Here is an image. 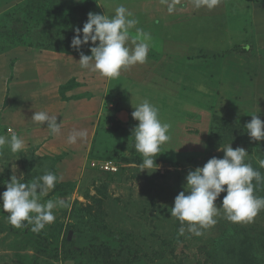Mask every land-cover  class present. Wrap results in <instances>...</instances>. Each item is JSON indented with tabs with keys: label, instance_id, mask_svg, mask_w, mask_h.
I'll return each instance as SVG.
<instances>
[{
	"label": "rangeland",
	"instance_id": "obj_1",
	"mask_svg": "<svg viewBox=\"0 0 264 264\" xmlns=\"http://www.w3.org/2000/svg\"><path fill=\"white\" fill-rule=\"evenodd\" d=\"M85 1L109 16L125 6L151 35L147 62L118 78L81 69L71 41L84 23L68 5ZM144 100L171 125L157 170L141 171L134 147L132 112ZM35 111L57 116L61 133L31 121ZM252 115L264 121V0H0V135L25 144L0 153V194L13 174L28 183L49 171L63 180L44 199L66 201L38 233L0 209V264H264V210L242 223L221 211L201 236L181 235L170 216L188 172L223 158L220 147H243L264 175V141L245 128ZM74 130L87 135L70 145ZM105 162L117 173H105ZM255 195L264 197V182ZM94 246L102 258L89 255Z\"/></svg>",
	"mask_w": 264,
	"mask_h": 264
},
{
	"label": "clouds",
	"instance_id": "obj_2",
	"mask_svg": "<svg viewBox=\"0 0 264 264\" xmlns=\"http://www.w3.org/2000/svg\"><path fill=\"white\" fill-rule=\"evenodd\" d=\"M194 2L196 7L202 4L211 7L215 0ZM137 24L138 21L123 5L118 6L112 16L90 12L83 28L75 29L76 34L71 41V47L80 55L79 62L76 63L81 69L98 73L105 78H118L122 70L146 63L151 35L136 28ZM133 28L135 35L130 33ZM90 42L91 55H85L81 48ZM129 42L132 46H129ZM199 91L207 90L201 85ZM134 109L132 118L139 122L132 130L134 147L143 157L139 167L141 171L152 168L157 170L159 166L155 160L161 153L162 145L171 140V125L160 119L159 109L148 100ZM251 117V121L245 125L248 136L253 141H264V121L259 115ZM31 121L46 124L51 135L60 134L63 126L62 122L57 123V116L50 115L47 111H35ZM86 135L85 131L74 130L68 135L67 143L76 144L78 139L82 140ZM5 146L12 153H18L24 149L25 144L13 132L10 137L0 135V153ZM218 151H223V158L213 157L203 167L189 171L184 190L174 200L170 216L181 222V235L186 230L196 236L203 235L202 229L215 226V217L221 211L228 221L242 223L252 222L264 210V197L255 195L256 185L264 182V175L254 169L251 163L245 162L248 152L243 147L233 149L231 143L220 147ZM259 165L264 168V159L259 160ZM61 180L63 176L46 171L42 176L25 183L21 177L18 179L13 174L10 182H5L6 191L0 194V209L8 213L7 219L14 227L23 228L27 224L32 226L33 232L38 233L55 221V209L66 206V201L61 198L44 199ZM221 193L226 195L221 206L217 207L215 202Z\"/></svg>",
	"mask_w": 264,
	"mask_h": 264
},
{
	"label": "trees",
	"instance_id": "obj_3",
	"mask_svg": "<svg viewBox=\"0 0 264 264\" xmlns=\"http://www.w3.org/2000/svg\"><path fill=\"white\" fill-rule=\"evenodd\" d=\"M68 7H70L72 12L74 13V16L76 18L77 23L78 22H83V23L87 22L88 16H87L86 12L83 11V9H85V8H88L90 12H91V10H93V13L100 14L99 13V8L97 7L96 3L92 2V1L91 2L90 1H85V2L70 3V5H68ZM110 122H113L114 124L118 125V123H116L114 120L110 119L109 123ZM114 130H116V129H114ZM105 173L115 174V173H110V172H105ZM82 252H83V250L80 251V253H82ZM89 255L92 256L93 258H102V255L99 252V247H98V249H96L95 246L91 249V252L89 253ZM50 256H51V258H54V259H58L59 258L57 253H53Z\"/></svg>",
	"mask_w": 264,
	"mask_h": 264
},
{
	"label": "built area",
	"instance_id": "obj_4",
	"mask_svg": "<svg viewBox=\"0 0 264 264\" xmlns=\"http://www.w3.org/2000/svg\"><path fill=\"white\" fill-rule=\"evenodd\" d=\"M102 169L104 172H110V173H115L117 172V167L114 163L112 162H105L102 165Z\"/></svg>",
	"mask_w": 264,
	"mask_h": 264
}]
</instances>
